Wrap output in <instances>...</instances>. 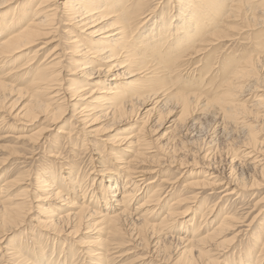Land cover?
I'll use <instances>...</instances> for the list:
<instances>
[{
  "label": "bare ground",
  "instance_id": "obj_1",
  "mask_svg": "<svg viewBox=\"0 0 264 264\" xmlns=\"http://www.w3.org/2000/svg\"><path fill=\"white\" fill-rule=\"evenodd\" d=\"M10 1L0 0V8ZM18 11L8 18L4 15L0 20V111L18 106L14 117L43 118L40 133L35 131L37 134L29 136L32 149L50 147L51 150L45 147V153L48 158L57 160L61 156L57 152L61 142L71 148L79 145L82 152L97 151L96 139L85 137L95 138L101 132L100 128L93 127L99 120L137 122L139 125L129 133L113 138L112 142L97 140L98 144L104 142L103 150L107 153V160H104L97 152L101 169L92 166L93 157L89 156L88 164L92 166L89 172L80 169L75 161L63 174L54 170L35 174V191L40 193L35 196L38 201H57L59 205L67 203L76 208V211L57 214L47 206H36L39 209L37 216L41 218L33 219L34 226L45 231V238L42 236L41 239L48 241L52 237V256L58 247V244L53 247L56 236L75 238L85 228L96 230L104 238L96 237L93 248L72 250L64 256L61 254L67 245L66 240L63 241L59 253L63 260L60 262L45 255L46 247L36 250L32 243L26 246V240L19 236L18 244L1 248L0 264H10V261L65 264L68 256L70 264H86V259L88 264H111L116 258L113 250L119 249L124 241L114 239L125 236L145 242L154 234L162 235L164 242L172 240L177 245L183 244L179 252L171 253L170 245L164 246L168 243L161 246L153 242L154 249L145 252L156 264L168 262L174 254L172 264L264 262V238L259 242L258 236L253 239L255 244L252 243L256 251L247 246L236 259L219 261V257H212L208 247L213 245L223 249L228 240H218L236 230L239 222L244 220L234 212H220L217 203L201 214L198 226H194L192 219L191 225L186 224L179 235L173 236L177 228L173 226L175 217L187 214L190 207L179 211L177 207L183 201L173 199L160 218L158 215L165 210L163 203L173 191V183L167 176L158 179V168L165 164L152 161L153 167H142L153 155L160 154L159 150L170 152L168 164H177L178 169H184L188 164L182 160V155L178 156L179 150L183 151V156L185 153L193 158L202 155L205 161L210 160L215 146L203 150L201 144L193 147L190 143L193 134H198L201 129L199 122L210 119L213 127L217 125L221 129L219 138L227 140L235 136L241 141L233 144L235 149L227 150L224 161L220 160L221 164L212 165V168L210 164L204 165V160L203 165L195 160L196 166L208 168L198 186L223 188L220 194L227 201L232 196L242 200L246 191L264 185V136L262 140L257 137L258 133L264 132V0H40L34 10ZM58 35L65 36L64 42L61 39L55 42L40 61L39 53ZM34 46L38 48L30 51L21 63V56L16 57V54ZM65 56L71 63H62ZM112 71L114 77L109 79L108 74ZM66 72L76 77L64 87L62 82ZM119 78H125V81L118 82ZM248 100L251 104H247ZM68 110L71 119L66 123ZM171 110L177 111L178 115L169 121V131L153 147V140L148 137V120L155 115L153 124L160 126ZM6 115L9 118L10 111ZM76 128L79 129L75 132ZM54 130L55 134L49 135L54 142L47 145L48 136L44 134ZM211 140L206 145L209 146ZM107 144L118 147L108 149ZM107 164L119 171L111 175ZM72 168L78 170L76 174L70 170ZM146 174H154L156 178L144 183ZM20 183V178H6L1 185L0 228L3 236L19 230L30 214V207L26 209L28 202L27 205L15 203L16 196L9 195L11 188ZM134 202L136 206L132 211L130 206ZM257 205H260L258 215L261 216L264 214L261 213L264 196L255 202L254 206ZM60 209L55 208L56 211ZM213 212H217V217L211 221L213 224L209 223L211 227L202 231ZM157 217L160 221L156 224ZM191 226L190 230L188 227ZM238 234H232L231 242ZM8 250H12L11 253H7Z\"/></svg>",
  "mask_w": 264,
  "mask_h": 264
},
{
  "label": "rangeland",
  "instance_id": "obj_2",
  "mask_svg": "<svg viewBox=\"0 0 264 264\" xmlns=\"http://www.w3.org/2000/svg\"><path fill=\"white\" fill-rule=\"evenodd\" d=\"M39 1L40 0H11L10 2L7 3L8 5L5 4L4 6H2L0 8V20H2L4 15L7 18L11 17L12 14H14L15 12H19L18 10H23V9L34 10L35 6L37 5V3ZM58 37H57L58 39L56 38V40H54V42H52L49 46H47V48H45V50L43 52L41 51L39 53V57L38 58H40V61L43 59L42 57L44 56V54H47L48 51H50L52 49V47H53L52 45L56 44L57 41L60 42L62 40L61 42H64V40H65L64 39L65 38L64 35H61V36L58 35ZM65 43H67V42H65ZM66 46H68V45H66ZM37 48H38V46H34L33 49L31 48V50H29V49L22 50L21 52L16 54V57L17 56H21L19 58V60L21 61V63H23L25 61L26 57H27L26 55L30 51H32L34 49H37ZM64 58H65V60L63 59V61H62L63 64L67 65V63L68 64L71 63L69 61V57L67 58L65 56ZM113 72L114 71H112V72H110L108 74V75H110L109 79H112L114 77L113 76ZM3 73H5V71ZM74 77H76V76L75 75H71L70 72H66L64 74V81L62 82V85H64V87H67L68 85H70V80L72 78H74ZM67 79H68V81H67ZM129 79L135 80L136 78H129ZM117 81L118 82L125 81V78H119V80H117ZM250 100H251V98H250ZM250 100L247 101V104H251ZM17 107H14L13 109L11 108L12 110L4 109V110L0 111V189L2 187L1 185L3 184L4 179H6V178H16V177L20 178L21 183L16 185V187L14 186L13 188H11V190L9 192V195L11 197L16 196L15 203H22L23 202V203H25V205H27V202H28V204L30 206L27 205L26 209H28L30 207V209H29V213L30 214L26 218V223L19 230H13V231L9 232V234L7 236H3L2 235V229L0 228V238H1L0 239V255H1V248L2 247H5V246L6 247H10V244H12V243H14V246L16 244H18L19 236H21V238L23 240H26V241H24L26 246H28V244L32 243L33 246L35 245L34 247H35L36 250L37 249H44L43 247H46L45 255H51V251H52V246H51L52 245V242H51L52 241V237H50V239L48 241H46L44 239H41L42 236L45 238V235H44V234H46L45 231L41 230L39 227H35L34 226L33 219L35 217L41 218V217L37 216L38 215L37 213L39 212V209L36 206L39 205V204L47 206L50 210H52L54 213H57V214H59V213L60 214H66L69 211H76L75 210L76 208H75V206L67 205V203L66 204L62 203V205L60 204L61 205L60 206L57 203V201H51V200L47 201V202L38 201L35 196L39 195L40 193L35 191V187H36V184H35L36 181H34L36 179L35 174L38 175L40 173L46 172V170L47 171L48 170L49 171H51V170L53 171L54 170V171H56V173L63 174L65 171H67L69 169L68 168V167H70L69 165H73L77 161H78L76 163L77 166H79L80 169H83V171L89 172V170H90V168L92 166H95V169H101V166H99L100 164L98 165V163H97L98 160H99L98 155L99 156L101 155L100 157L102 159H104V160L106 159L107 160V156H106L107 153H106V149L103 150L104 142H102L101 144H98L97 140H101V139L103 140L104 139V141H106V143L107 142H112L113 138L115 139L117 136H119L120 134H123V133H129L134 128H136V126L139 125V124L137 122H130V123H128L129 124L128 125V124H125V123H121L119 121L114 122V123H110V121H108V120H104V121H103V119L99 120V121H97V124H95L93 127L96 128V129L100 128L102 133L100 132L101 134L100 133L97 134V136L95 138H92V137L89 138L87 136L85 137L86 139H96L94 141L96 143L97 148H96V146L95 147L94 146L93 147L90 146V148L91 149L96 148L97 151H92V152H88L87 151L88 153L87 152H82L80 150V146L79 145L76 146V148L74 147L75 148L74 149L73 147L71 148V147L66 146L67 144L64 145L65 142L64 143L61 142L59 144V148H58L57 152L63 158L60 156V159L54 160V159L48 158V153H45L46 152V150H45L46 146L44 148H37L36 147L35 149H32L33 144L31 142H29V136H31V133L34 135V133L35 134L40 133V131L42 130L41 128H43V124H44L43 123V118L42 117H38L37 119L36 118L35 119L34 118L33 119L32 118L28 119V118L14 117V114H16V112H17L16 111ZM149 107H151V106H148V108ZM7 111L8 112L10 111V114H11V115H9V118H7L8 116L6 115V113H8ZM166 111L167 110H165L164 112L166 113ZM173 111H175V110H171L169 115L166 117V119L164 120V122L160 126H158L157 124H153L154 123L153 120L155 118V115L151 116L150 119L148 120V123H147L148 128H149V131H148V135L149 136L148 137H150V139L153 140V147H155L159 142H161L162 141L161 140V136L163 134H166L169 131L168 130L169 121H171V120H173V119H175L177 117L178 112L177 111L173 112ZM65 117H66L65 118V122L68 123V121L71 119V113L69 112V110L66 112ZM199 118L200 117L198 116V119ZM210 121H211L210 119L209 120L204 119L203 122H206L207 124L203 123L202 120H201V122H199V126H200L201 129L198 130V134L196 133L197 136H196V134H193V136L191 138L192 142H190V143H192L191 145H193V147H196V146H198V144H201V147L203 148V150L204 149L205 150L209 149L210 146H212V147L215 146L216 147V151H214V154H212L210 156V158H211L210 160L205 161L206 159H203L202 155L193 158L191 155H189L187 153H185V155H186V157H185V155L183 156V151L179 150V155L178 156L181 157V155H182V160H186V164L187 163L188 164H187V166L184 169L183 168L178 169V165L177 164L173 165V166L168 164L169 159L167 158V156L169 157V155L171 153L167 152L166 150H163V151L159 150L160 154L157 153L156 155H153V156L151 155L152 157L150 158V160H148V162H146L142 167H145V168H147L148 166L149 167H151V166L153 167L155 165V164L152 165V163L154 161H158V162L162 163V165L165 164V166H161L160 168H158L159 169V172H158L159 173V177H158V179L159 178H160L159 180H162L164 178L166 179V176H167V179H170V183L171 184L173 183L172 184L173 187H174L173 191L169 194V197L166 198V200H165L166 202L163 203V205H164L163 209H165V210L164 211L163 210L160 211L161 213L158 215L160 218L163 215V213H165L166 206L170 205L169 203H171V201L173 199H178V200L183 201V202L179 203V206L177 207V209H180L179 211H183L185 209V207H187V206L190 207L189 212L187 214L175 217L176 220H175L173 226H174V228H176V227L177 228H176V231L172 234L173 236H177V234L179 235L180 233H178V232L181 231V229L185 228L186 224L191 225L190 223L194 222L192 219L195 220L194 226L195 225L198 226V223H200V221L202 220L201 216L203 215V213L206 211V209L209 208V206L213 205L214 203H217V206H218V209L220 210V212L221 211L230 212V213L234 212L233 214H236L237 217L242 216V218L244 220L241 219V220H243V222L242 221L239 222L236 230H234L232 232H228L226 235H224L221 239L218 240L220 242V241H222V239L223 240L226 239V240L230 241V243L227 241L229 245L227 244V246H226V243H227L226 242L225 245H223L224 246L223 249H221L222 247H216L215 248V246H213V245L211 247L209 246L210 248L208 247L210 252H212L211 253L212 257H216V258L219 257V261H221V260H223V258L236 259V257L238 255L243 254V251H244L245 248H247V246L253 248L252 243L255 244L253 239H257V236H258L259 242L261 240H263V238H264V227H263L264 226V214H262L261 216L258 215V213L260 212L258 207L260 205L254 206V204H255L256 201L259 200V198L261 199L264 196L263 195L264 194V185L260 186L259 188H255V189L246 191L245 194H244V198H242V200H240L237 196H232L231 199H228L227 201L225 200L226 198L222 199L223 194H220V192L222 191L223 188L222 189H212V188H207V187L200 186V185L198 186V184L204 180V173L203 172L207 171V169H208V168H201L199 166V165H203V160H204V165L208 166L210 164L211 168H212V165H216V164L219 165V164H221L222 160L224 161L225 154H227L229 150L233 151L235 149L233 144H235V143L236 144H240V141H241V138L239 139V138H237L235 136H231L227 140L224 139V138L223 139L219 138L220 137L219 136L220 135V130H221L220 127L217 126V125H215V127H213L214 124H213L212 121L211 122ZM110 125L113 126V127H111ZM77 126L79 127V125H77ZM79 128H76L74 131L76 132L77 129H79ZM89 130H91V129H89ZM51 132L53 134H55L56 130L50 131L47 134H44V136H48L47 137L48 141L47 142H45V140L41 141V145H42V142L43 143L44 142L47 143V145L53 144L54 138L53 137H49ZM161 132H162V134H161ZM199 132H201V133H199ZM202 132L204 134H206L204 137L202 136V135H204ZM53 134L51 136H54ZM79 135L82 136V134H79ZM150 135H152V136H150ZM154 135H155V137H154ZM75 136H77V135H75ZM263 136H264V132L258 133V135H257L259 140L260 139L262 140L264 138ZM234 137L236 139H234ZM217 138H219V140H217ZM210 139H212V140L210 141V144L208 146V144L206 145V143H208ZM233 139L236 140V141H234ZM156 140H157V142H156ZM212 141L213 142L215 141V142L213 143ZM200 142H202V143H200ZM115 147H118V146H113V145L110 146V144L106 145V148H108V149L109 148H115ZM215 147H213V148H215ZM46 149L47 150H51L52 148H50V147L47 148L46 147ZM97 152L99 153L98 155H97ZM152 152H154V151H152ZM93 154H95L96 156L93 155ZM89 156L93 157V160L91 162L93 164L92 166L88 164L89 163V158H88ZM148 156H150V155H148ZM191 158H192V160H191ZM156 159H158V160H156ZM187 159H189L190 161L187 160ZM195 160H196V162H200L201 161L202 164H199L198 165L199 167L196 166L195 165ZM82 161H84L83 164L81 163ZM166 161H167V163H166ZM150 162H152V163H150ZM149 164H151V165H149ZM168 167H170V168H168ZM43 168H45V169H43ZM70 170L73 171L75 174L78 171L75 168H72ZM107 171H109L111 175H113V174L115 175L116 172H118L119 170H118V168L116 170L113 166L111 167V166H109L107 164ZM181 171H182V173H181ZM78 173H79V175H81L80 171ZM22 176H23V178H22ZM144 178L146 179V181L144 183H148L149 181L154 180L156 177H155L154 174H151V175L146 174V176ZM172 180H173V182H172ZM190 181H191L192 185L190 184ZM88 182H89V180L86 183H88ZM176 186H178V187H176ZM190 186H192L193 188L190 187ZM197 187H199V188H197ZM192 193L195 194V196ZM191 195H192V197H190ZM188 199L190 201H192V202L186 201ZM219 199H220V202H217V201H219ZM76 202L77 201H75V203ZM182 203L183 204L185 203V204L183 205ZM134 206H136L135 202L132 203V206H130V210L133 211ZM57 207H61V209L56 211L55 208H57ZM251 209H253V210H251ZM217 212H213L212 213L213 215L211 214L212 216L209 217L210 219L209 218L207 219V221L205 222L206 225L204 226V228H202V231L208 230L209 227H211V225L213 224V222H211V221L213 220V217H214V219L217 217L216 216ZM263 212H264V210L261 213H263ZM157 213H159V211ZM159 217H157L158 220L154 221V223L157 224L160 221ZM198 219H200V220H198ZM191 220H192V222H190ZM249 220H251V222ZM180 222L181 223L183 222L184 224L183 223L181 224ZM209 223H212V224L209 225ZM258 227H259L260 230L258 229ZM188 228L191 230L193 227L191 226V227H188ZM237 232H239L238 236H236L234 238V240H232V242H231V238ZM22 233H24V234H22ZM203 234H205V233H203ZM154 235H155V237H154ZM154 235H153V237L150 238V241L146 239L148 242L147 241L140 242V240L134 239L132 237L130 239H127L129 237H125V236H124V238H116V239H114L115 241L116 240H119V241L124 240V241H123V244H121L119 246L120 247L119 249H114L113 250V253H114L113 256L116 257V258H114V261L111 264H122V263H124V264H156V262L152 260L151 256L149 257L148 254L145 252V251H148V252L152 251L154 249V245L153 244H155L156 242H158V244L160 243L161 246H163L164 243H168V244H165L164 246H169L170 245L171 253H174L175 250L177 252H179L183 248V246H182L183 244L177 245V243H175L172 240H169V242L168 241L164 242L162 235L160 237H158L159 234H154ZM260 235H261V237H260ZM96 237L104 238L103 236L99 235V233L96 230L93 231V230H88V229H85V228H82L80 230V232L77 234V237H75V238H73L72 236H65V235L60 236V237L56 236L55 239H54V242H53V245H54L53 247L55 248L56 244H58L57 245L58 247H56V252L54 251L53 256L51 255V257H53L52 261L57 259L60 262H62L63 258L59 256V253H60L63 241L66 240L65 244L67 246L66 245L65 246L67 247V249L64 251V253L61 254L62 256L67 255V253L69 251H72V250L76 251L77 249L80 250V249H84V248H87V247L93 248L94 247L93 240ZM15 238H16V242H13ZM32 238H33V240H32L33 242L30 241V239H32ZM131 239L133 240V242H131L132 241ZM236 239H237V241H236ZM137 242H138V244H136ZM21 243H22V241L19 242V244H21ZM173 244H174V247H173ZM175 247H177V248L175 249ZM225 247H227V248H225ZM256 248H258V247H256ZM253 249H254V251H256L255 248H253ZM219 250L220 251L222 250L224 252L221 251V253H220ZM8 251L9 252H7V253H11L12 250H8ZM177 252H176V254H177ZM78 254L79 253H77L76 257L78 256ZM122 254H123V257H122ZM214 254H217V255H214ZM8 255L10 256V254H8ZM142 255H143V257H142ZM171 257L172 258L169 259L170 262L168 261V262H166L164 264H168V263L172 264L173 262H171L172 261L171 259H173L175 257V254L173 256H171ZM47 258H50V256H48ZM70 260L71 259L68 256V261H66L65 264H70ZM146 261H148V262H146ZM85 262H86V264H88V259H86ZM9 263L10 264H18L16 262H12V261H10ZM158 264H160V263H158ZM261 264H264V262L262 261Z\"/></svg>",
  "mask_w": 264,
  "mask_h": 264
}]
</instances>
